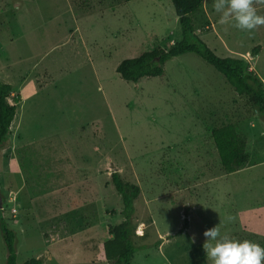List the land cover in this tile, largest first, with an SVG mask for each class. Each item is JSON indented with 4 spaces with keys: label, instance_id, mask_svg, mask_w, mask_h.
I'll return each mask as SVG.
<instances>
[{
    "label": "rangeland",
    "instance_id": "374dc122",
    "mask_svg": "<svg viewBox=\"0 0 264 264\" xmlns=\"http://www.w3.org/2000/svg\"><path fill=\"white\" fill-rule=\"evenodd\" d=\"M17 3L0 0V63L20 75L12 83L27 82L0 153V222L16 235L18 264H107L109 227L124 221L115 172L141 188L135 243L150 248L131 264H211L203 233L215 226L264 246V121L248 99L195 54L169 60L161 77L137 84L117 73L124 60L182 39L171 0H38L14 15ZM254 6L264 15V0ZM191 17L219 58L245 60L264 84V26L248 33L220 24L214 0ZM230 124L248 157L235 173L222 167L212 138ZM52 152L57 182L44 179ZM85 158L100 160L107 178L100 188L85 181L82 202L73 195L81 182L71 189L66 168ZM51 185L57 193L47 200L67 198L58 210L37 195ZM51 224L74 235L50 246ZM7 257L0 230V264Z\"/></svg>",
    "mask_w": 264,
    "mask_h": 264
},
{
    "label": "trees",
    "instance_id": "16d2710c",
    "mask_svg": "<svg viewBox=\"0 0 264 264\" xmlns=\"http://www.w3.org/2000/svg\"><path fill=\"white\" fill-rule=\"evenodd\" d=\"M181 27L182 39L170 49L156 48L141 56L124 60L117 68V73L127 82L139 83L144 78H157L164 74L165 64L174 58L195 54L220 73L234 89L238 96L246 97L259 118L264 121V84L250 65L240 58H219L208 45L196 34L192 15L205 0H171ZM259 49L255 48L254 54ZM12 87L0 81V153L10 135L11 125L15 119L19 97L10 103ZM218 156L227 173H235L247 163L246 141L238 134L234 125H225L212 131ZM112 184L120 195L124 221L109 227V238L104 242L107 264H131L135 254L148 250L146 245L135 243L136 225L134 221L135 202L141 195V188L125 182L119 172L111 175ZM186 223V222H185ZM2 232L8 257L6 264H18L16 235L1 220ZM25 264H43L41 259L31 260Z\"/></svg>",
    "mask_w": 264,
    "mask_h": 264
},
{
    "label": "clouds",
    "instance_id": "9594fccd",
    "mask_svg": "<svg viewBox=\"0 0 264 264\" xmlns=\"http://www.w3.org/2000/svg\"><path fill=\"white\" fill-rule=\"evenodd\" d=\"M214 9L220 24H232L242 32L251 33L264 26V15L258 13L254 0H214ZM234 220L233 216L226 218L229 223ZM203 235L206 259L211 264H264V246L254 241L222 234L218 226L205 230Z\"/></svg>",
    "mask_w": 264,
    "mask_h": 264
},
{
    "label": "crops",
    "instance_id": "0c3cea01",
    "mask_svg": "<svg viewBox=\"0 0 264 264\" xmlns=\"http://www.w3.org/2000/svg\"><path fill=\"white\" fill-rule=\"evenodd\" d=\"M37 1L38 0H18V11H15V13H13L14 15L15 14H20L22 15V13L27 9V7L31 6V4H37ZM22 4L24 5L22 8H20V6H22ZM32 7V6H31ZM27 11V10H26ZM11 15V14H10ZM35 69V68H34ZM0 73H3V77L4 79H1L0 81L4 84H7V85H10L12 87V93H11V99L9 100L11 104H15L14 103V98L15 97H19L20 98V102L18 103L17 105V111H16V116L17 114L19 113V110L21 108V106L23 105V102H24V94H22V90H24V86L27 84V82L25 81L24 83L20 84V86H18V84L16 83H12L14 80H15V76H20V75H15L13 74V67L12 66H8V64H3V63H0ZM16 116H15V119L11 125V128L13 127V125L15 124V120H16ZM11 131V129H10ZM52 147V145H51ZM55 154H53V152L51 153L50 155V160H51V167L50 169H46V171L44 173H47L45 174L46 175V178L44 179H48L49 180H52V181H58L59 178H60V172L58 171L57 169V166L54 167L53 165V156ZM58 159V158H57ZM66 170H68L67 172V177H70V187L71 189L74 187V182L76 180H79L80 185L77 186L76 188V191L73 193L74 197L76 198V196L78 198H76V200H79V201H82V202H85L87 200V197H88V187L87 189L83 190L84 187V182L86 181L88 184H93V185H97V187L100 188V183L101 182H104L107 178V170L105 169V167H101V162L100 160H94L92 158H85L82 160V164L77 166V167H74V166H71V167H67ZM7 171V170H5ZM4 171V173H5ZM79 177V178H78ZM78 178V179H76ZM48 182V181H47ZM46 182V183H47ZM52 187L47 189V188H41L40 190H38V197L44 199V202H48L50 201V207L51 209L54 207V208H57V205L60 201V199L64 200V202L67 201V198L66 196H63L60 195V199L58 200V197L57 196L55 200H47V198L49 197L48 194H50L52 196V194L54 193H57V189H58V186L57 187H54L53 185H51ZM106 190V189H104ZM55 191V192H54ZM100 193V189L98 191ZM100 196V195H98ZM103 200L105 201V192L103 194ZM101 201V196L99 197V202ZM103 202V201H102ZM104 206L106 207V204L104 203ZM104 207V208H105ZM58 210V208L56 209ZM106 219V218H105ZM122 223V222H121ZM47 235L44 236L45 238V242L52 246L54 243H52L51 245V240H55V239H59V240H63V239H70L73 235H70L69 233V236L68 237H65L62 232H60L58 226H56V224H51L48 228H47ZM59 237V238H58ZM58 240V241H59ZM57 243V242H56ZM104 247V245H103ZM103 251V249H102Z\"/></svg>",
    "mask_w": 264,
    "mask_h": 264
}]
</instances>
